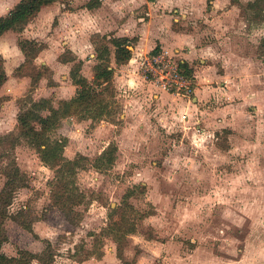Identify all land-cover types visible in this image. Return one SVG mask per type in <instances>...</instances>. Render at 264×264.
Returning a JSON list of instances; mask_svg holds the SVG:
<instances>
[{"label":"rangeland","instance_id":"rangeland-1","mask_svg":"<svg viewBox=\"0 0 264 264\" xmlns=\"http://www.w3.org/2000/svg\"><path fill=\"white\" fill-rule=\"evenodd\" d=\"M20 1L0 0V18ZM230 1L236 10L225 16L226 7L218 8L212 33L201 39L212 45L203 59L191 66L174 53L196 75L195 94L188 98L200 104L187 111L190 118L177 108L169 132L158 120L162 114L152 112L154 103L148 104L152 116L147 111L139 120L138 113L123 120L125 102L113 79L83 89L85 102H59L58 109L57 92L45 100L41 95L47 94L35 88L9 92L0 86V96L12 99L0 98V194L12 198L8 216L0 212L4 255L34 256L22 264H258L244 242L252 220L243 212L259 217L264 210V0ZM213 2L205 5L208 13ZM36 17L12 30L19 36L5 48L16 47L15 39L32 55L45 46L21 36ZM93 40L99 51L109 49L101 36ZM103 61L108 65L110 54ZM51 110L56 112L44 127L41 120ZM29 113L21 129L20 116ZM72 117L79 127H68ZM129 120L139 133L121 131ZM102 121L109 123L105 129ZM33 127L45 141H62L60 162H43L39 139L29 133ZM12 177L20 182L12 184ZM119 206L123 218H115L122 224L110 228ZM222 210L241 217L242 228L223 220ZM220 230L223 237L213 239ZM223 239L238 243L229 247Z\"/></svg>","mask_w":264,"mask_h":264},{"label":"crops","instance_id":"crops-1","mask_svg":"<svg viewBox=\"0 0 264 264\" xmlns=\"http://www.w3.org/2000/svg\"><path fill=\"white\" fill-rule=\"evenodd\" d=\"M90 1L67 0V3L56 2L41 9L34 18V23L26 26L21 33L25 38L45 44L41 45L42 49L31 64L28 63L19 43L17 44L18 40L15 39L16 47L13 49L5 48L14 37L19 36L18 34L8 31L0 38V45L4 46L0 59L3 60L7 76L1 87L9 92L12 89L20 92L23 88H35L37 94H47L41 95L45 100H49L53 92H57L54 108L58 109L57 103H68L77 97L79 87L74 82V76L94 85L96 67L100 62L97 59L94 37L101 36L108 42L128 38L132 58L124 64L117 62L116 47L111 42L108 44L109 69L113 72V81L118 92H121L120 97L124 98L125 102L126 111L121 118L127 121L138 113L136 117L139 120L142 112L151 113L148 104L154 103L156 108L152 112L162 114L163 119L158 120L165 123L164 128L172 129L173 123L169 124V116L173 117L178 108L183 113L181 117H184L185 112L195 110L194 107H198L200 101L197 99L199 104L195 105L188 97L162 91L146 82L139 73L137 61L142 55L166 50L181 56L184 62L192 66L195 60L203 59L211 51L212 45L209 41L205 44L201 39L210 36L212 23L218 22V18L213 15L218 9L216 5H223V8L219 7L222 10L226 7V12L223 13L226 16L236 10L235 4L230 0H214L213 8L208 13L205 10L208 0H101V5L93 10L87 8ZM119 4L127 6L116 11L112 5ZM68 17L76 18L71 20L67 19ZM62 20H65L64 24L61 23ZM28 64L33 70H30ZM186 71L196 77L194 73L188 72V68ZM31 72H34L35 76L42 72L40 76L35 77L36 83ZM37 94H34V97ZM9 96L13 97V93ZM0 98H3L4 102L12 101L11 97ZM186 116L191 117L189 112ZM129 122L130 127L128 124L129 128H122L121 131L127 135H134L135 130L139 133L136 121L132 124L131 120ZM67 125L69 128H75L80 126V122L76 117H72L67 121ZM108 125L106 121L101 123L102 129ZM76 131L81 132L79 128ZM133 139L126 138L131 144Z\"/></svg>","mask_w":264,"mask_h":264},{"label":"trees","instance_id":"trees-1","mask_svg":"<svg viewBox=\"0 0 264 264\" xmlns=\"http://www.w3.org/2000/svg\"><path fill=\"white\" fill-rule=\"evenodd\" d=\"M56 2H60V0H21L20 4L17 6V8L10 12L7 16L5 17H1L0 18V38H2L8 31H12L15 30V28L18 27H22L31 17H34L35 15H38V13L41 11L42 8L46 7V6H50ZM101 5V0H91L88 4H87V8L93 10L98 8ZM23 28V27H22ZM106 39V38H104ZM112 44H114V46L116 47V58H117V62L119 64H124L128 61L131 60L132 58V53L129 50V40H125V39H113L110 41ZM27 44H22L20 43L19 46L22 49V51L24 52V54L27 57V61L28 63H32V60L36 57V55L40 52L39 48L37 49L38 52L35 55H32L33 53H29L27 48H26ZM36 50V51H37ZM98 52V57L97 59L100 61L98 67H96V80L94 82V84H97L98 86H103V85H107L108 83H110L113 79V72L109 69L110 65H102V63L104 62V56L105 55H109L110 51L109 49H103V51H99L97 49ZM32 70L33 68L31 66H29ZM32 73V78L34 79V83H36L35 81V77L40 76L42 74V72L35 76L36 74L34 72ZM7 80V76L6 73L4 71V65H3V60L0 59V86H2ZM74 82L76 83V85L79 87L78 90V94L77 97L72 100L71 102H68V104H71L72 107L77 105L78 103H83L82 101L85 102L86 97L85 94L87 92H83V89H88V87H91L93 85H91L88 81H86L83 78L78 79L77 77L75 78L74 76ZM1 100V99H0ZM55 110V109H54ZM54 110H51V117L41 120L42 124L44 127H46V125L49 123V121L52 118V115L54 114ZM32 113L26 114V115H21L20 116V125H23V127L21 126V129L24 128V125H28V121L29 119L33 116L31 115ZM29 133H32L34 135H36V137L39 139V147L41 148V158L43 160L44 163H46L47 165H53L56 162H60L61 158H63L62 156V152L63 149L61 146L62 141L58 140L54 143L51 142L50 139H48L47 141L43 140L44 134L45 133H38L36 131V129L31 128ZM10 137H14V136H10ZM15 139V138H14ZM14 150V149H13ZM73 165V163L69 162L66 163L64 165V167H71ZM17 172V171H16ZM17 182H20V180H18V177H12L11 183L12 184H16ZM8 192H4V194H0V212L4 215L5 214V218L8 216V210L6 208H8V206H10V203L12 202V198L11 197H6V194ZM123 207L119 206L116 208H113V213L110 215V228L117 227V225H119V227L121 226V223L117 222V219L115 218V216H118L120 214L121 218H123ZM67 216V214H65ZM2 219V218H1ZM29 232H31V228H26ZM7 242V237L2 236V232L0 231V264H22V262H26L28 263V260H26L27 256H33L32 254L22 251L20 253V257L18 258H8L6 255H4L1 250H2V245ZM34 257V256H33ZM32 259V258H30Z\"/></svg>","mask_w":264,"mask_h":264},{"label":"built area","instance_id":"built-area-1","mask_svg":"<svg viewBox=\"0 0 264 264\" xmlns=\"http://www.w3.org/2000/svg\"><path fill=\"white\" fill-rule=\"evenodd\" d=\"M138 63L141 77L162 91L177 96L195 94L197 78L187 73L184 62L166 50L142 55Z\"/></svg>","mask_w":264,"mask_h":264},{"label":"clouds","instance_id":"clouds-1","mask_svg":"<svg viewBox=\"0 0 264 264\" xmlns=\"http://www.w3.org/2000/svg\"><path fill=\"white\" fill-rule=\"evenodd\" d=\"M126 4H119V5H112V7L116 10L119 11V9L121 7H126ZM167 6V5H166ZM217 8L219 7H223V5L217 4L216 5ZM228 15H231V13H229ZM76 17H68L67 19H71V20H75ZM65 20H62V24H64ZM96 31H99L98 29H96ZM255 35H260V33H255ZM169 131H171V129H169ZM103 149H100V151H102ZM235 206V205H233ZM239 212H243L242 208H237L236 209ZM212 212V208L209 207L205 214L206 215H211ZM243 216L249 218L252 220V224H251V231L248 233L246 239H245V244H246V248L249 251H253L254 252V260H256L258 262V264H264V210L261 211V214L259 217H252L250 216V214L248 212H243ZM222 219L226 220V221H230V223L232 225H236L237 227H241L243 226V220L241 217H236L234 215L233 212L231 211H224L222 210ZM224 229L230 230V226L229 225H223L222 226ZM224 235L223 230L219 231V236L218 237H214L213 239H220L222 238ZM238 243V241L236 240H231V239H223L222 240V244L224 245H228L229 247H231L233 244ZM253 245H255V249H253ZM222 251H226L227 249L225 248H221ZM232 255H235V249H232L231 252ZM220 264H232V262L228 261H221Z\"/></svg>","mask_w":264,"mask_h":264}]
</instances>
